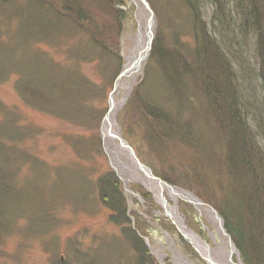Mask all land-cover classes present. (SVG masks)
<instances>
[{"label": "rangeland", "instance_id": "obj_1", "mask_svg": "<svg viewBox=\"0 0 264 264\" xmlns=\"http://www.w3.org/2000/svg\"><path fill=\"white\" fill-rule=\"evenodd\" d=\"M25 1L29 3V0H13L11 6L0 5V70L9 67V44L17 45V48L13 46V50H18L17 57H23L24 50L30 51L32 57L42 52L48 58L34 59L36 65H52V68L62 65L65 72H76L79 78L75 82L78 84L70 93L80 90L81 94L75 92L71 96L74 101L68 107L62 103V90L66 86L70 88L66 83H71V75L64 73L62 80L65 84L49 88V98L55 101L45 100L51 109L44 110L41 104L25 102L18 93L15 85L19 73L15 72L0 83V102L10 111L6 117L11 118L17 111V128L24 131L18 143L12 142L22 151V157L16 161L15 179L23 188L28 185L30 189L26 188L30 193L15 198L18 211L26 209V213L21 216L15 208L6 209L10 212L6 216L11 221L7 228H0V264H136L129 226L138 233L158 264H180L173 257L175 248L190 262L209 264L198 257L192 244L180 233L179 225L167 213L164 203L142 182L128 180L129 174L120 170L110 150V157L107 156L109 146L103 137L104 120L111 107L110 97L116 95V121L138 159L151 169L155 177L178 191L189 192L216 210L224 220L217 204L224 210V203L228 205L239 200L232 193L233 189L228 193L230 198L225 193L229 174L222 159L227 149V136L211 117L207 91L201 90L190 75L183 77L181 88L170 91L156 68L152 45L130 91L122 89L117 95L118 81L130 80L122 73L131 62L128 55L136 49L139 40V16L142 17L143 32L147 28V15L133 0H92L90 4L92 15L107 25L109 32L104 38L111 51L100 44L90 43L91 33L85 26L76 25L71 19L61 22L51 7L32 14H35L32 29L40 28L39 34L30 37L19 32L18 14L25 9L22 7ZM147 1L156 17L152 44L159 33L168 46L171 42H178L184 54L194 52L197 40L192 30L193 13L188 0ZM195 1L200 12V28H206L218 45L221 57L229 61L243 121L250 127L264 154V58L260 53L264 47L259 44V35L255 30L241 28L238 0ZM263 22L262 18L259 23L262 29ZM118 29L119 37L115 38ZM43 59L46 61H41ZM203 61L205 69H209V78L221 82L224 76L214 67L213 58ZM84 84L90 87L88 91ZM81 89H85L84 94ZM149 92L157 100V105L166 112L170 111L169 117L177 122L172 132L178 136L165 131L164 126L146 112L144 100ZM4 114L6 111L0 108V123L5 120ZM201 144L209 145L213 151L204 152L203 149H209ZM121 159L144 175L128 157L121 154ZM33 161L39 163L34 168ZM253 163L257 165L258 162L253 159ZM108 173L118 178L123 199L120 204L127 207L130 223L116 220L119 214L107 206L101 195V183L107 181ZM259 176L262 180V171ZM36 194H42L45 200ZM162 194L160 191V198L164 197L171 206L175 205L168 189ZM199 206L191 202L188 193L183 194L177 203L189 228L216 246L207 226L213 231L216 229L206 214L200 212ZM32 215L33 220H30ZM243 216L247 217L246 214ZM39 217L43 222L41 227L36 222ZM171 240L174 242L172 248ZM217 240L221 241V238L217 236ZM237 251L235 260L240 259L244 264L239 247Z\"/></svg>", "mask_w": 264, "mask_h": 264}, {"label": "trees", "instance_id": "obj_2", "mask_svg": "<svg viewBox=\"0 0 264 264\" xmlns=\"http://www.w3.org/2000/svg\"><path fill=\"white\" fill-rule=\"evenodd\" d=\"M188 2V7L191 8L193 13L192 30L197 40L194 52L184 54V49L181 43L178 42H171L168 46L165 38L158 33V37L153 44V59H157L156 68L160 73V78L167 84L170 91L176 92L177 89L181 88L184 83H182L183 77H188L187 75H190L193 81L199 83L201 90L207 91L206 99L211 117L218 125V129L220 128L227 136V149H225V157L222 159L229 174L228 183L225 185V193L230 198L228 193L233 189L232 193H235V197L239 200L238 203H229L228 205L224 203V210L218 204L217 208L224 216L228 233L236 246L240 248L244 264H264V177H261L262 180L259 179L261 171L264 174V154L254 140L250 127L246 126L243 121L245 119L240 107V97L237 88L233 84L234 73L229 61L224 56L225 59L221 57L218 45L212 40L206 28H203V30L200 28L201 19L198 3L195 0H188ZM91 3L92 0H29V3L25 1V5L22 6L25 9L18 14L20 19L19 32L28 34L30 37L39 34L40 28H37V30L32 29L33 24L31 21L35 19V14H32L37 12L36 10L42 11L44 8L51 7L54 16L60 19L61 22H64V19H71L76 25L85 26L87 31L91 33L89 35L90 43H97L98 46L101 45L111 51L110 45L104 38V34L109 32L107 25L98 21L92 15ZM0 5L11 6L13 0H0ZM237 8H239L237 14L239 15L238 19L241 21V28L245 31L248 29L255 30L259 35V44L264 47V28L262 29L259 25L262 18L264 20V0H238ZM66 26L67 28L70 27L69 25ZM45 29L48 31L47 26ZM117 34L115 38L119 37V29ZM13 46L17 48V45L9 44L8 46L7 58L10 63L7 70H0V83L6 81L15 72L17 75L19 73L20 78L17 79L15 85L18 93L25 102L37 106L41 104L46 110L51 109L45 102V100H52L48 95L49 88L58 87V84H65L62 79L64 73H68L71 75L69 78L71 83L66 84H70V88L66 86L62 90L64 94L60 97L64 101L62 103L68 107L69 103L74 101L71 96L77 92L70 93L74 86L78 84H76L79 78L77 73L65 72L62 65L54 66V68H52V65H49L50 67L45 65L40 67L41 65H36L37 60L40 57L47 59V54L41 52L32 57L30 51L24 50V58L17 57L16 52L18 50H13ZM260 53L264 58V50ZM208 57L209 59L213 58L215 61L214 67L221 71V76H224L221 82L209 78V69H205L203 61ZM195 58H197V62H195ZM223 71L226 73H223ZM79 83L82 84V82ZM83 86L85 87V84ZM88 88L90 87H85L86 91H88ZM85 89H81L83 94ZM79 91L77 94H81ZM144 101L145 110L150 117L161 123L165 131L169 130V134L175 137L178 136L175 132H172L174 130L173 125L177 122L173 117H169L170 111L166 112L160 105H157V100L151 92L145 96ZM0 108L6 111V114H4L5 120L0 123V228L1 226L7 228L11 219L7 218L10 212H7L6 209L12 207L18 211L15 198L26 192L30 193V189L27 185L29 190H26L27 187L23 188L22 184L15 179L18 170L16 161L22 157V151L17 149L19 146L17 147L12 142L18 143V138L21 137L22 139L24 132L17 128L19 114L17 111L13 112L14 115L8 119L10 111L1 102ZM168 126H170V129ZM201 146L208 147L209 150L203 149L204 152L213 151L211 147L209 148V145L201 144ZM253 159L258 162L257 165H254ZM38 164V162L36 164L33 161V168ZM106 175L107 181L101 183L103 188L101 195L107 206L113 208L119 214H116V220H126L127 223H130L127 207H121L120 204L122 197L118 187V178L112 173ZM36 195H40L42 200H45L42 194ZM25 210L18 211V214L21 213L22 216L26 213ZM244 214L247 217H244ZM33 217L34 215L30 217V220H33ZM40 218L36 221L39 225L43 223ZM130 227H128L132 232L129 231L132 240L130 243L136 251V264H158L150 255L147 245L141 241L138 233Z\"/></svg>", "mask_w": 264, "mask_h": 264}, {"label": "bare ground", "instance_id": "obj_3", "mask_svg": "<svg viewBox=\"0 0 264 264\" xmlns=\"http://www.w3.org/2000/svg\"><path fill=\"white\" fill-rule=\"evenodd\" d=\"M139 20L141 21L139 30H140V33H143L144 25L142 23V17L141 16H139ZM138 49L139 48H136L135 50L138 52ZM135 50L132 49L128 55V59L131 61L129 63V66L132 65L133 61L137 57ZM140 68L137 71L133 70V71L127 72L126 75L128 78H130V80L127 81L126 79H123V80L118 81V86L116 89L117 95L119 92H121L122 89L125 90L126 92L130 91V88L134 84V82L136 80L137 73H138V71H140ZM115 96L116 95L113 96L114 103H115L114 111L112 112V114L110 116L109 123L106 126H107V129H109V131L114 132V133L118 134L119 136H122V134L120 132V126L118 125V123L116 121V111L118 110V107L116 105L118 103H117V100L115 99ZM106 141H107L106 145L109 146L108 149L110 150L111 154L114 156V161H116V163L119 165L120 170L129 174L130 177L128 176L127 179L131 180L133 182H136V181L142 182V184L148 190L152 191L156 195V198L159 199L161 202L162 198H160V196H159V193H160L159 190L160 189H159L158 185L156 183L150 181L149 179H147L140 172L136 171L130 163H129L130 165H128V164H125L122 162L121 155L119 154L121 151H120V146H119L118 141H113L108 136H106ZM121 163H122V165L120 166ZM182 193L187 194V193H184V192L178 191V190H175V192H171V197H172L173 201L175 202V205L171 206L168 203L169 207H167V208L171 209V215L173 216V219L175 220L176 224L179 225L181 230L189 238V242L194 247L198 257H200L202 260L208 262L209 264H242L240 259L238 261L235 260V255L238 253V251H237L236 247L233 245V243L229 240L228 236L224 234L222 227H221V223L216 218V215L213 213V212H215V210L213 208L209 207L205 210V208H204L205 206H202V205L199 206L200 212L206 214V216L213 223V225L216 229L215 231H213L212 229H210L207 226V229L210 231V233H211V235H212V237L216 243V246L209 243L208 241L204 240L203 238H201V236L198 233H196L195 231H193L192 229L189 228V226L185 223V220L183 219V217L180 215V213L178 211V207H177V203L179 201V198H181L183 196ZM217 236H219L221 238V241L217 240ZM169 243H170L171 248H172L174 246V242L171 240V241H169ZM173 252H175V255H173V257H174L176 262H178L180 264H196L194 262H190L187 259V257L182 255L181 251L178 248H175L173 250Z\"/></svg>", "mask_w": 264, "mask_h": 264}, {"label": "water", "instance_id": "obj_4", "mask_svg": "<svg viewBox=\"0 0 264 264\" xmlns=\"http://www.w3.org/2000/svg\"><path fill=\"white\" fill-rule=\"evenodd\" d=\"M136 4H138V7L141 9V11L147 15V28L145 30V32L143 33H139V40L138 43L136 45V48L138 49L137 57L135 59V62L129 66L123 71L122 76H125L127 74L128 71H133V70H138L142 63L145 62L150 54V51L152 49V43L154 40V28H155V21H156V17H155V13L151 7V5L149 4V2L147 0H133ZM143 44V45H142ZM118 83L116 84V89H117ZM115 89V90H116ZM114 96V95H113ZM113 96L110 97V110L109 113L107 115V117L105 118V125H104V132H103V137L104 139H106V136H108L109 138H113L114 140L119 142V146H120V155H124L126 157L129 158V161L131 160V163H133L136 167H138L139 171H141L142 173H144V175L152 182L156 183L161 191V194L163 193L164 189H168L171 192H175L176 188L165 183L164 181H162L161 179L155 177L151 171V169L149 167H147L145 164H143L137 156L136 151L134 150V148L129 144V142L123 137V136H119L118 134L109 131V129H107L109 120H110V116L112 114V112L114 111V107H115V103H114V98ZM107 156L110 157V153H109V149H107ZM111 162L113 163V159L111 160ZM166 187V188H165ZM185 193V191H183ZM189 195V198L191 199V202H193L195 205H203L206 206L203 202H201L200 200H198L197 198H195L194 196H192L189 192H187ZM163 196V194H162ZM161 196V197H162ZM166 202H165V201ZM162 203H164L165 205V209L167 210V213L170 214V216L173 218V216L171 215L170 212V208L168 209V202L167 200L162 197ZM207 208H209V206H206ZM216 215V218L219 220V222L221 223V227L222 230L224 232L225 235L228 236L229 240L233 243V245L235 246L234 242L232 241L231 237L229 236V234L227 233L225 227H224V220L223 218L220 217V215L218 214V212L215 210V212H213ZM180 233L189 241V238L187 237V235L181 230V228L179 227Z\"/></svg>", "mask_w": 264, "mask_h": 264}]
</instances>
